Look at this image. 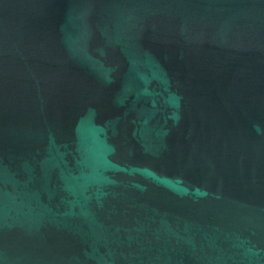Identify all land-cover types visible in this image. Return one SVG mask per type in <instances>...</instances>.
I'll use <instances>...</instances> for the list:
<instances>
[{
    "label": "water",
    "instance_id": "obj_1",
    "mask_svg": "<svg viewBox=\"0 0 264 264\" xmlns=\"http://www.w3.org/2000/svg\"><path fill=\"white\" fill-rule=\"evenodd\" d=\"M0 264H264V0H0Z\"/></svg>",
    "mask_w": 264,
    "mask_h": 264
}]
</instances>
